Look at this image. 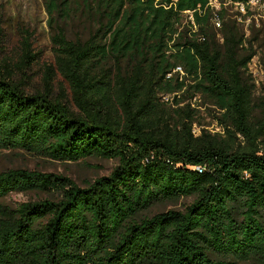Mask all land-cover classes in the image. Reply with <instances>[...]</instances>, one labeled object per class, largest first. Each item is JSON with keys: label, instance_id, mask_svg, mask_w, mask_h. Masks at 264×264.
I'll return each instance as SVG.
<instances>
[{"label": "trees", "instance_id": "1", "mask_svg": "<svg viewBox=\"0 0 264 264\" xmlns=\"http://www.w3.org/2000/svg\"><path fill=\"white\" fill-rule=\"evenodd\" d=\"M44 1L41 89L16 78L37 62L30 44L13 64L0 45V150L118 165L86 188L0 171V264H264V82L255 100L256 51L225 15L251 0ZM73 11L85 38L57 22ZM202 101L221 132L198 122ZM12 192L47 197L13 208Z\"/></svg>", "mask_w": 264, "mask_h": 264}, {"label": "rangeland", "instance_id": "2", "mask_svg": "<svg viewBox=\"0 0 264 264\" xmlns=\"http://www.w3.org/2000/svg\"><path fill=\"white\" fill-rule=\"evenodd\" d=\"M211 5L215 10L221 7L217 1H212ZM225 12L226 18L231 20L240 34H244L248 39L247 48L252 45V49L256 51V55L249 63V73L255 81L254 98L257 100L262 94L264 82V5L260 2H251L242 9L237 3L227 2ZM190 18L191 15L187 14L186 20ZM57 22L65 29L70 39L85 38L88 34V24L79 12L73 11L65 18H58ZM214 22L218 28L217 18ZM53 34L44 0H0V45L3 46V57L11 64L19 61L26 43L30 44L32 54L36 55L37 62L32 71L16 77L17 80H22L30 92L42 88L44 67L54 62ZM56 92H59L58 87ZM211 108L212 106L203 103L199 108L197 120L207 130L213 133L221 132V128L211 115ZM195 131L199 133L198 125L195 126ZM117 165L115 160L88 158L78 162H61L23 150H0V171L25 169L62 175L70 178L81 188L88 187L97 178L110 175ZM46 197L45 194L12 192L5 198V202L15 208L21 203L43 201ZM192 200L182 198L175 203L157 205L151 210V214L171 209L184 211Z\"/></svg>", "mask_w": 264, "mask_h": 264}, {"label": "built area", "instance_id": "3", "mask_svg": "<svg viewBox=\"0 0 264 264\" xmlns=\"http://www.w3.org/2000/svg\"><path fill=\"white\" fill-rule=\"evenodd\" d=\"M251 2H256V1H255V0H251L250 3H251ZM239 5L242 7V9H244V7H245L244 4H239ZM197 169L200 171L201 168H200V167H197Z\"/></svg>", "mask_w": 264, "mask_h": 264}]
</instances>
